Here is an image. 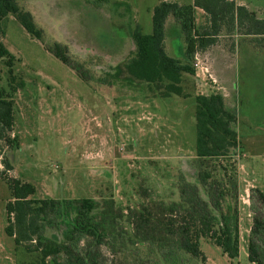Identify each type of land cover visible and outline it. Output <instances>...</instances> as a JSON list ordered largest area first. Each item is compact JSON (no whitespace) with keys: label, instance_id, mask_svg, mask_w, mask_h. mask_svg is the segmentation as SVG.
Segmentation results:
<instances>
[{"label":"rangeland","instance_id":"obj_1","mask_svg":"<svg viewBox=\"0 0 264 264\" xmlns=\"http://www.w3.org/2000/svg\"><path fill=\"white\" fill-rule=\"evenodd\" d=\"M16 1L31 13L41 34L28 33L12 15L5 21L2 42L16 58L13 69L23 86L12 94L13 124L7 132L16 136V144L1 143L12 166L4 173L31 184L33 199H55L60 206L94 199L91 215L101 235L69 239L59 219L54 226L45 222L42 244L55 243L60 251L44 264H257L247 253L254 219L264 224V202L251 194L253 189L264 194V35L222 27L207 55L220 75L211 74L204 57L195 58L194 76L183 74L190 96L159 97L133 80L124 63L135 54L132 30L138 24L144 33L152 31V8L160 0ZM234 1L264 19V0ZM195 19L203 22L198 9ZM165 32L166 52L180 56L183 41L172 17ZM55 44L66 62L54 55ZM0 85L7 87L1 61ZM212 91H220L236 115L237 188L223 209L236 208L239 255L229 258L202 237V260L180 247L162 251L135 240L132 232L155 241L167 236L157 220L139 225L133 211L150 201L178 200L179 177L193 180L194 95ZM0 169L5 170L1 161ZM11 200V189L0 177V264H41L39 251L16 244L5 231V206ZM260 231L264 239V226ZM256 243L264 250V241Z\"/></svg>","mask_w":264,"mask_h":264},{"label":"trees","instance_id":"obj_2","mask_svg":"<svg viewBox=\"0 0 264 264\" xmlns=\"http://www.w3.org/2000/svg\"><path fill=\"white\" fill-rule=\"evenodd\" d=\"M196 8L204 12L206 25H196ZM9 15L28 33L36 37L41 34L31 13L16 0H0V61L6 66L7 80V87L0 85V161L5 167V170L0 169V177L6 180L12 193V200L5 206L8 218L5 231L14 237L16 244L24 242L27 250L39 251L41 264H44L47 256L60 251L55 243L42 244L45 222L54 226L57 222L55 220L59 219V222L66 225L62 233L69 239L83 235L99 238L101 235L91 215L96 205L94 199H71L63 206L55 199H33L30 198L34 193L31 184L10 178L4 173L12 166L3 156L1 143L5 140L9 147L16 144V136L11 137L7 132L13 124L12 94L23 86V82L17 80L14 73L16 58L2 42L5 21ZM169 17L180 28L183 41L180 56H171L165 50V24ZM151 24L150 33H144L138 24L132 30L135 54L125 61L124 68L133 80L144 82L159 97L173 94L190 96L183 87V74L194 76L193 60L196 52L213 44L222 27L227 32L236 27H244L246 33L264 35V19H257L254 12H249L244 5H236L234 0H192L186 4L160 0L152 8ZM52 51L55 56L67 61L59 45L55 44ZM194 100L196 141L192 162L195 171L193 180L186 181L179 177L178 200L161 203L150 201L133 211L139 225L147 226L150 221L157 220L161 226L160 231L167 238L158 236L159 240L155 241L140 233L132 234L135 240L158 246L162 251L180 247L202 260L205 256L199 248V240L205 237L219 246L229 258H236L239 255L236 208L229 211V204L226 205L227 211L223 209L226 201L235 196L237 188V155L241 150L234 128L236 115L227 108L220 91L196 93ZM252 192V197L256 196L258 201L264 202L261 191L253 189ZM66 208L70 209L66 211L67 217L64 215ZM50 213L58 216L48 218ZM71 213L74 218L69 220ZM262 226L264 224L255 218L248 241V260L257 264H264V250L256 243L257 240L264 241L260 231ZM78 264L88 263L79 261Z\"/></svg>","mask_w":264,"mask_h":264},{"label":"crops","instance_id":"obj_3","mask_svg":"<svg viewBox=\"0 0 264 264\" xmlns=\"http://www.w3.org/2000/svg\"><path fill=\"white\" fill-rule=\"evenodd\" d=\"M235 4L236 5H243L242 3H238V2H235ZM196 9L199 10V16L202 15V18H203V22L200 23V22H197L196 21V25L197 26H199V25H206L207 24V20H206V16H205L204 12L201 9H199V8H196ZM196 9H195V11H196ZM195 11H194V15H195ZM215 43H216V41L213 44H211V45L207 46L206 48H204L203 50L196 52L195 55H196V57L199 60L204 57L205 59L204 60L202 59V60L204 61V64L208 67V69L211 72V74L218 75L219 72L213 67L212 60L210 58H207V55L209 53L210 48L211 47L213 48L215 46Z\"/></svg>","mask_w":264,"mask_h":264},{"label":"built area","instance_id":"obj_4","mask_svg":"<svg viewBox=\"0 0 264 264\" xmlns=\"http://www.w3.org/2000/svg\"><path fill=\"white\" fill-rule=\"evenodd\" d=\"M195 58L197 59L196 55H195L194 59H195ZM193 65H194V67H195V66L197 67V66H198V63L195 62Z\"/></svg>","mask_w":264,"mask_h":264}]
</instances>
